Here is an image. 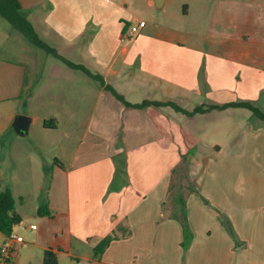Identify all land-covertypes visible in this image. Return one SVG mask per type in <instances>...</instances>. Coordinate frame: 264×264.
Segmentation results:
<instances>
[{
	"label": "crops",
	"instance_id": "1",
	"mask_svg": "<svg viewBox=\"0 0 264 264\" xmlns=\"http://www.w3.org/2000/svg\"><path fill=\"white\" fill-rule=\"evenodd\" d=\"M20 2L46 43L132 105L171 102L193 112L248 101L264 109V0L220 3L206 35H184L154 19L134 38L131 27L145 20L128 0ZM8 22L0 15V192L17 199L22 222L15 232L26 240L13 264H45L49 249L60 264H264L263 121L244 108L189 116L172 106H128L54 56L62 63L51 66L57 82L50 99L75 108L63 151L81 139L51 167L50 142L24 140L45 122L58 129L60 119L34 113L42 95L28 83V63L37 56ZM11 42L20 49L11 50ZM19 116L31 119L25 135L15 125ZM26 148L41 155L36 165L24 159ZM122 154L130 185L110 193ZM181 197L191 237L179 219ZM45 207L53 217L40 216ZM111 235L119 239L95 260V247ZM6 238L0 232V251Z\"/></svg>",
	"mask_w": 264,
	"mask_h": 264
},
{
	"label": "rangeland",
	"instance_id": "2",
	"mask_svg": "<svg viewBox=\"0 0 264 264\" xmlns=\"http://www.w3.org/2000/svg\"><path fill=\"white\" fill-rule=\"evenodd\" d=\"M227 1L230 0H171L167 8V13L163 8H157L153 5L148 7L144 0H128V3L131 5L130 10L136 14L139 19H143L149 24H152L155 19L157 22L165 23L174 29L175 27L178 28L184 35L187 32L206 35L212 28L213 16L218 5ZM8 24L10 23L8 22ZM20 35H22L27 47L32 49L37 56L31 59L29 63L27 62L28 83L36 88L38 94L42 95L39 101H35L32 104L34 113L49 120H52V116H57L55 118L60 119V121L55 120L58 129L46 128L45 125L39 127L34 126L33 135L31 134L32 136L25 138L26 140L24 141L28 143L31 139L30 137H33L32 139L38 144L44 141L50 142V166L53 167L56 165L57 160L63 161L65 155H68V157L71 156L74 147L81 139V134H79L77 138L71 142V145L66 146L68 151H63L66 133L70 130L67 116L73 111L75 112V108L65 105L62 103L63 101L54 102L50 99V87L55 86V82H57V77L51 72L53 68L51 66L60 65L59 63L62 62L57 60L54 56H50L45 50L34 46L23 34ZM10 49L18 50L20 49V45L11 42ZM15 54L16 53L8 52L7 58L16 61H24L26 63L25 60H22L20 55ZM76 73L77 75H82L79 72ZM72 82V86L75 91H77L80 81L74 79ZM262 111L264 112V109H262ZM247 113L250 112L247 111ZM238 118V120L242 121L241 117ZM45 128L50 130V137ZM26 152L27 154L24 156V159H26L28 163L32 162L36 165L41 155L39 156V153L36 152V150H32V148H26ZM26 161L24 160V162ZM33 205L34 203L32 200H29L28 206L30 209Z\"/></svg>",
	"mask_w": 264,
	"mask_h": 264
},
{
	"label": "trees",
	"instance_id": "3",
	"mask_svg": "<svg viewBox=\"0 0 264 264\" xmlns=\"http://www.w3.org/2000/svg\"><path fill=\"white\" fill-rule=\"evenodd\" d=\"M0 15L8 20L11 25L17 31L21 32L26 38L36 47L45 50L48 54H52L56 58L62 60L71 68L76 70H81L86 73L88 76L101 82V84L106 87L108 91H111L119 100L126 103L128 106H133L136 108H147L150 106H172L177 111L183 112L189 116H194L196 114L205 113L209 110H226L229 108H244L248 109L252 112L253 116L257 119L264 122V112L257 106H255L252 102L243 101V102H232L229 104H225L223 106L213 105L205 109V107H198L193 112H188L176 105L175 103H164V102H151L146 101L140 105H132L128 103L123 96H121L113 87L106 85L104 78L100 75L93 74L89 69H87L83 65L75 64L65 57H63L55 48L46 43L41 36L35 26V24L30 20V18L25 14L22 4L20 0H0ZM128 26L130 24H127ZM45 127L54 129L55 125L51 122H45ZM115 161L117 163L116 167V175L114 181L112 182L109 192H120L124 188L130 185V175L128 169V162L126 155H119L115 157ZM51 179V176H50ZM205 201V199H203ZM207 202V201H206ZM180 203L182 205V215L180 216V221L182 222L186 237H191L193 235L192 228L188 218L187 211V201L185 197L180 198ZM17 205L18 201L15 198L13 192L11 190H6L0 192V232L5 235H10L15 232V228L21 224L22 217L17 214ZM40 216L42 217H53V213L47 210V207L40 209ZM132 233L126 235L130 236ZM230 234L235 239L236 245H238L237 235L233 227H230ZM119 236L111 235L104 239H102L99 244L95 247V260H100L107 249L111 246V244L118 240ZM187 244H185V247ZM45 264H60L58 253L54 249H49L45 252Z\"/></svg>",
	"mask_w": 264,
	"mask_h": 264
},
{
	"label": "built area",
	"instance_id": "4",
	"mask_svg": "<svg viewBox=\"0 0 264 264\" xmlns=\"http://www.w3.org/2000/svg\"><path fill=\"white\" fill-rule=\"evenodd\" d=\"M147 22L141 21L131 27L129 37H135L141 29L146 27ZM28 229L36 230L38 227L33 222L26 221L24 223ZM26 242L25 237L19 233L13 232L7 235L6 241L0 251V264H13L14 258L18 250Z\"/></svg>",
	"mask_w": 264,
	"mask_h": 264
},
{
	"label": "water",
	"instance_id": "5",
	"mask_svg": "<svg viewBox=\"0 0 264 264\" xmlns=\"http://www.w3.org/2000/svg\"><path fill=\"white\" fill-rule=\"evenodd\" d=\"M166 0H155V4L157 8H162L164 6ZM30 122L31 119L24 116H19L16 120V127L17 130L22 134L25 135L30 130Z\"/></svg>",
	"mask_w": 264,
	"mask_h": 264
}]
</instances>
